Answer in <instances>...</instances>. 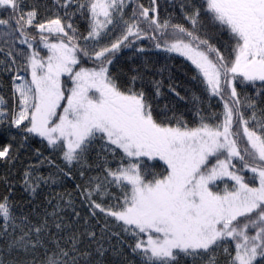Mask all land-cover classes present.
I'll list each match as a JSON object with an SVG mask.
<instances>
[{
  "label": "snow or ice",
  "instance_id": "obj_1",
  "mask_svg": "<svg viewBox=\"0 0 264 264\" xmlns=\"http://www.w3.org/2000/svg\"><path fill=\"white\" fill-rule=\"evenodd\" d=\"M54 2L63 16L41 19L25 0H0V40L8 45L6 52L0 48L2 70L12 73L15 101L8 107L0 96V127L16 130L17 152L30 138L46 141L69 166L56 173L67 179L72 166L85 175L88 154L99 143L103 178L76 185L87 208L83 218L71 198L51 211L17 212L10 195L0 196V264H106L109 251L125 264V247L141 264L205 257L206 264H218L221 249L227 264H264V0H202L185 12L189 27L160 21L157 0L150 7L139 0ZM77 14H87V35L72 23ZM204 19L228 36L227 57L198 34ZM117 27L121 35L102 43ZM145 38L190 61L193 79L218 98L221 110L205 114L207 97H195L198 120L190 126L156 103L163 81L151 78L146 64L144 71H114L116 54ZM144 52L138 47L134 55ZM169 91L184 99L171 84ZM15 158L12 144L4 143L0 162ZM34 171L25 170L20 181L29 204L42 184L55 182ZM3 180L11 194L15 184ZM99 217L98 236L89 225ZM105 232L117 244L105 248Z\"/></svg>",
  "mask_w": 264,
  "mask_h": 264
},
{
  "label": "trees",
  "instance_id": "obj_2",
  "mask_svg": "<svg viewBox=\"0 0 264 264\" xmlns=\"http://www.w3.org/2000/svg\"><path fill=\"white\" fill-rule=\"evenodd\" d=\"M145 7H150V0H139ZM202 0H157V10L160 21L170 20L171 23L184 24L185 27L190 25L184 19L185 12L192 11V5L199 6ZM25 4L28 6L27 10L35 7L38 10V16L42 15L44 10L59 14L63 16L64 9L55 4L54 0H25ZM181 5L185 7L182 9ZM134 6V3L133 5ZM125 9L127 15H131V7ZM72 23L76 27L80 34L87 35L89 20L87 14L72 17ZM144 25H141L143 27ZM32 31V30H30ZM202 38L209 39V42L219 48L221 52L227 57L228 52V36L222 32L217 31L212 27L208 20H203V25L200 27L198 33ZM103 41V40H102ZM80 44H84L83 39L79 40ZM155 41L148 38L138 40L135 42L133 48H123L116 54V61L114 71L123 69L129 71L133 66L144 71V65H147V72L151 78L163 81V96L156 102L161 108L164 105H168L169 115L173 112L177 116H182L190 126L198 120L194 111V98L195 97H207L203 100L201 107L205 114L210 112H219L221 110L218 104V98L208 96L203 91L204 85L199 79H193L197 75L194 65L191 64L185 57H181L178 53H167L163 49H156L154 47ZM18 48H27L26 45H19ZM143 47L144 53H136L135 48ZM0 48H4L5 52L8 50L2 40H0ZM131 57V59H129ZM4 54L0 53V96H2L7 102L8 107H12L15 103L13 99V83L12 73L5 72L3 60ZM167 65V70L163 73H159L157 70ZM175 87V90L179 92L183 100L179 99L169 91V85ZM249 95H255V90H249ZM264 107V105H261ZM0 133H2V139H0V147L4 143H11L13 146V155L16 157L11 163L0 162V196L10 195V199L14 200L19 207L16 209L19 212L21 209L28 211L32 207H38L39 210L47 208L52 210V206H63L65 202L71 198L75 201V207L81 211V216L87 214V208L82 206L81 201L83 197L79 195L80 189L76 185L85 186L90 178L100 176L103 178L102 169L104 165V153L101 150L100 144L97 143L89 152L87 157V164L91 167L85 168V175H80V167L72 166V179L61 178L56 175L58 168H64L65 171L69 170V166L65 165V162L61 158V154L58 151H54L47 145L46 141H42L41 138H30L25 147L19 149L17 152L19 136L15 129H4L0 127ZM16 136V140H12V137ZM39 153V154H38ZM110 161L109 166L115 168L117 161L110 155L108 156ZM51 161V163H49ZM99 165V167H98ZM34 168V174L42 175L44 177L52 176L55 182L49 181L48 184H42L38 189V194L32 204H29L31 199L28 193H25L21 187L20 181L22 179L25 170H32ZM250 175V174H249ZM7 177L9 181L15 184L13 192L10 194L3 178ZM223 187V185L221 184ZM111 192L115 195H119L117 189L112 188ZM62 198V199H61ZM48 200L52 201V204H48ZM100 223L93 220L89 227L94 226L97 231V235H101L100 229L103 226V217L98 218ZM82 222V221H81ZM114 231H118V228H113ZM106 239L102 241L105 248H109L112 244H117V238L111 237L107 239L108 233H103ZM2 243V241H0ZM83 247V246H82ZM95 247V246H93ZM229 251H233V242H228ZM125 253L128 258L125 264H141L140 258L129 254V250L125 247ZM218 264H227V253L222 249L216 253ZM4 258L11 259L8 253L4 254ZM206 257L204 260L197 259L195 262L191 258H182L181 264H206ZM106 264H119L118 259L113 255L111 251L106 253Z\"/></svg>",
  "mask_w": 264,
  "mask_h": 264
},
{
  "label": "rangeland",
  "instance_id": "obj_3",
  "mask_svg": "<svg viewBox=\"0 0 264 264\" xmlns=\"http://www.w3.org/2000/svg\"><path fill=\"white\" fill-rule=\"evenodd\" d=\"M57 14L53 13V12H49V10H44L42 12V15L40 16L41 19H48V18H53L55 17ZM124 16L127 19L129 17V15H127V12L124 11ZM122 32V28L121 27H117L110 36H107L105 38H103L102 43L104 44H110L112 42L115 41L116 38H118L121 35ZM30 78V77H28ZM17 83H19V81H17ZM222 188V186H221Z\"/></svg>",
  "mask_w": 264,
  "mask_h": 264
}]
</instances>
